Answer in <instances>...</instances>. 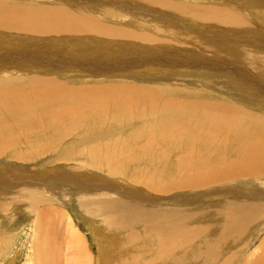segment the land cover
I'll return each instance as SVG.
<instances>
[{
    "label": "rangeland",
    "instance_id": "rangeland-1",
    "mask_svg": "<svg viewBox=\"0 0 264 264\" xmlns=\"http://www.w3.org/2000/svg\"><path fill=\"white\" fill-rule=\"evenodd\" d=\"M105 1L0 0V3L17 10L44 11L48 7L54 10H65L88 22L87 24H84V21L81 24H73L51 20L42 21L40 23L47 28L46 31L33 35L30 29L10 30L5 26L3 20L0 21V79L14 81L11 87L20 88L23 93H27L33 87L47 85L50 77L47 81L39 79L45 77V72L52 73L53 83L61 89H67L71 94L67 96L64 95L65 93H59L56 96H50L49 101L52 102V106L49 107V112H57L63 106L74 108L82 98L81 95H78L82 93L81 87L91 89L98 85L102 90V87L107 86H114L117 90L114 94L109 90H103L100 101L106 103L127 101L133 106L144 104L143 93L140 91L145 88L151 90V96L157 98L156 100L159 102L165 104L182 102L186 105L188 102L180 100H185L188 94L195 93L196 96L190 102L197 101V92L203 91L207 98L214 102L237 107L248 118L246 121L251 120L254 116L264 117V60H262L264 58L259 56V51L264 48V30L261 29L263 26L259 23V19L262 17H255V22L249 20L251 30L246 29L253 32L260 29V31L263 30L262 34L248 35L245 31L243 34L237 35L236 27L218 25L216 21H205L188 11L190 8H196L198 14H201L203 8L218 6L205 0H167L166 3L169 7L166 6L167 4L158 7L152 3V0H145V6H140L138 4L142 5L143 0H138L137 4L136 2L135 4L133 2L132 5L127 4L129 7L118 5V8L114 4L110 7L107 6ZM107 3L110 2L107 1ZM172 3L185 7L187 12L185 11L186 13L183 14L172 9L170 6ZM255 5L256 3L252 2V5H249L251 9L247 10V13L256 10ZM228 6L233 11L229 1ZM143 7L150 8L148 13L152 9H155L156 12L150 15L147 11L144 12ZM159 9H163L168 17L165 20V28L161 24H155V29H152L153 25L147 29L146 23L138 20L145 15H150L153 20H156ZM92 23L112 27L116 34L110 35L99 29L91 28ZM129 29L141 34L155 35V38L148 40L147 46L137 42L132 43L128 34ZM48 31H50V35H48ZM159 32L161 35L158 36ZM253 36L256 38L253 39ZM204 38H208L210 41L215 38L212 43L217 42L220 45L219 50L221 46H224L221 48H225L226 51L221 49L222 53L217 52L218 47L215 46L214 48L213 46L209 47L212 48V51L215 50L213 52L209 50L204 52L202 47L197 48L198 44L201 46V41ZM247 44L250 50L247 48ZM162 45H165L166 49ZM252 45L257 48L254 49ZM168 47L171 51L172 49L177 50L174 58H171V55L168 58ZM181 47L183 49L197 48L194 55H188V57L191 56V59H187L190 64L199 65L198 67L195 65L190 68L192 65L188 63L187 66H183L180 61ZM248 50L249 52L253 51L250 53L253 54L252 56L249 55ZM256 50L258 51L256 52ZM196 52L202 55L196 57ZM257 54L259 57L257 56L256 59L261 61H255L254 58L255 62L252 61V57ZM184 60L186 62V58ZM230 63H234L235 66ZM221 65H224L225 68L223 67V69ZM254 66L256 69H252ZM212 70L215 74L211 72ZM185 71L189 73V76H186ZM252 79L253 81H251ZM41 90L42 88L39 90V95L47 99V95L43 94ZM26 97L29 99L28 102L32 101L27 95ZM83 106L88 112L86 124L73 130L71 135H49L47 145L39 141V154L34 155L33 158L28 157L29 153L26 154V159L30 161L11 160L7 155L0 157V183L5 181L0 185V198L9 195L11 187H15L17 191H14L13 194L10 193L11 198L10 195L8 196L11 203L15 202L14 204L10 203V205L4 206V203H1L3 201H0V206H4L0 211V264H111L116 244L122 235L108 232L101 222L104 217L100 219L88 217L84 212L92 213L93 210L92 212L89 210L92 205H95L93 206L94 210H99V204L102 206L105 204L103 206L105 207L106 204L117 201L129 205L143 204V209L148 211L160 210L163 213H170V210L177 209L181 212L202 214L221 208L223 205L221 199L225 192H236L239 195L236 200L252 201L251 198L245 197L243 194H257V191L261 190L260 187L264 188V181L253 187L249 181L243 180L245 181L243 183L242 180H234L235 182L226 186H209L193 192L171 190L172 194L154 195L147 183L134 182L128 179L127 175L139 176L143 180L144 178L146 180L157 179V184L154 186L158 187L159 172L167 174L162 165L157 166L154 160H151L152 163L154 162L151 165V161L146 160L149 165L146 161H144L145 163L139 162L131 165L125 174L119 173L113 176L106 172L103 168L104 164L114 161L115 165H119L128 154L125 151H119L111 155L108 160L103 161L101 158H105V155L98 151L99 148L116 147L115 144L119 143V139L112 134L118 132L121 134L122 131L124 134L129 129L138 128L141 122L135 121L132 124L128 122L124 126H119L117 121L120 118L132 117L129 110L125 111L124 115L113 117L105 122L94 120L95 116L101 112L92 111L90 107ZM134 108L136 107L134 106ZM142 110H138L139 112L135 116L141 114ZM109 113L121 114L113 110ZM87 140L93 141L91 146ZM43 148L46 149V153L42 152ZM21 154L23 155L22 152ZM69 155H73L72 160L67 158ZM168 166L166 168L170 170ZM19 178L21 181L17 180ZM237 182L239 183L237 184ZM29 187L32 189L27 193ZM91 190L94 192L91 193ZM18 192H22L24 197L15 195ZM81 193H86L84 196H86L87 203L91 200L90 196L101 202H98L99 204L90 202L82 207L83 202L77 200L78 194ZM221 194H223L221 199L215 197ZM97 195L99 196L97 198L102 197L96 199ZM227 198L234 202L232 195H227ZM19 199H22V202L17 203ZM27 200L38 204L35 213L29 212V206L26 211ZM21 204L23 206H20ZM19 206L21 209L18 208ZM42 218L45 219L43 225ZM134 226H131L133 231H140L136 232L138 233L136 237L143 241L145 236L142 226ZM41 232L46 237V243H44L46 249L41 246L43 238ZM257 233L260 236L259 238L255 237L257 241L254 242V245L250 244L249 249L242 250L243 259L255 257L257 254L261 255L259 245L264 238V228L260 226ZM89 236L92 241L89 240ZM154 236L155 234L146 236L147 243L143 246V249L145 248L148 252L146 253V264H181L185 253L179 249L174 253V261L162 263L156 254L158 248L154 243H151L155 239ZM250 236H252L251 233L248 234V238ZM48 237H50V243ZM71 240L72 243L75 240L76 244H72ZM77 246L84 248V251L81 252L82 256L81 254L80 256L75 255L76 250L74 249ZM36 248H39L38 252ZM189 248L188 251L192 252V249ZM238 248L228 247L234 252H237ZM193 249L197 253L198 250H195L194 247ZM186 254L189 257V264L193 254L189 252ZM156 258L159 260L157 261ZM215 263L221 264L218 261Z\"/></svg>",
    "mask_w": 264,
    "mask_h": 264
},
{
    "label": "bare ground",
    "instance_id": "bare-ground-1",
    "mask_svg": "<svg viewBox=\"0 0 264 264\" xmlns=\"http://www.w3.org/2000/svg\"><path fill=\"white\" fill-rule=\"evenodd\" d=\"M107 1L110 3H107ZM205 1L214 3L218 6L203 8L201 14H198L196 8H190L188 11L197 15L202 20L216 21V24L218 25L223 24L230 27H236L237 35L243 34L247 31L246 29L250 27L249 20H254L255 22V17H262L259 19V23L264 27V0ZM228 1L232 4L233 11L230 10ZM105 2L109 7L113 4L117 7L118 5H132L133 2L134 4L135 2L137 4L138 0H106ZM166 2L168 1L152 0V3L158 7L166 5ZM252 2L256 3L254 6L256 10L247 13V10L251 9L249 5H252ZM101 3L103 2L101 1ZM145 4L146 1L143 0L142 5H138L145 6ZM166 6L169 7L168 4ZM170 6L172 9H176L183 14L187 12L186 8L179 4L172 3ZM143 9L145 10L144 12L147 11L148 13L150 8L143 7ZM155 12V9H152L149 13L151 15L155 14ZM150 15H145L138 20L144 21L147 29H150L152 25V29H155V24H161L165 28V20L168 17L163 9L158 10L156 20H153V17H150ZM2 20L4 21L5 26L10 30H16V28L30 29L33 35H36L37 32L42 33L46 31L47 28L40 23L42 21L51 20L58 23L68 22L73 24H81V22L84 21V24L88 23L86 20L76 15H72L65 10H54L50 7L44 9V11H33L30 9L17 10L0 3V21ZM263 27L261 29L264 30ZM91 28L99 29L110 35L116 34V31H114L112 27L100 23H92ZM263 30L260 31L259 29L257 32L247 31V33L248 35H260ZM128 34L132 43L137 42L144 46L148 45V40L155 38V35L149 33L141 34L130 29ZM48 35H50V31H48ZM159 35H161L160 32L158 36ZM255 36H253V39L256 38ZM244 37L250 38L249 36ZM126 39L128 40V38ZM214 39L215 38L210 41L208 38H204V40L201 41V46L198 44L197 48L200 49L202 47L204 52L208 50L213 52L215 50L212 51V48L209 47L213 46L214 48L215 46L218 47V50L216 49V51L219 52L222 49L221 47L224 46H221L219 50L220 45H218L217 42L212 43ZM203 45L205 46L203 47ZM162 46L166 49L165 45ZM197 48L183 49L181 47L182 56L186 58L185 62L184 58L181 56L180 61L183 63V66H187V63L190 64L187 58L191 59V56L195 54ZM247 48L249 49V46ZM169 49L170 48L168 47V58H170L169 55H171V58H174L177 54V50L171 48V51ZM222 50H225V48ZM257 51L258 50H256V52ZM156 52L158 53V51ZM245 52L244 54H246ZM259 52V56L264 58V48ZM196 53V57L202 55L198 52ZM250 53H253V51L251 50V52H249V55L252 56L253 54ZM258 54L252 57V61H254L253 58L255 61L259 60L256 59ZM188 55L191 56L188 57ZM260 61L261 60H259V62ZM195 65H192L190 68L195 67ZM232 65L235 66L234 63ZM198 66L199 65H196V67ZM247 66L249 67V65ZM255 66L252 69H256ZM223 67L224 65L222 68ZM183 70L184 68L182 71ZM211 72H213V70ZM213 73L215 74V72ZM186 74L184 75L189 76V73L186 72ZM44 76V78L39 80L47 81L48 77H50L47 81L49 83L44 87H33L27 93H23L20 88L11 87L14 84V81H3L0 79V157L7 155L11 160L21 162L30 161L26 159V154L29 153L28 157L30 158H33L34 155L37 156L40 148L39 141H42L47 145L49 135H71L73 130H77L84 126L86 124L85 122L88 112L83 105H86L90 107L92 111L101 112L95 116L94 120L97 119L105 122L113 117L122 116L125 111L129 110L132 117L120 118L117 121L118 125L124 126L128 122L131 124L135 121L141 122L138 128L129 129L127 132L124 131V134H122L123 131L121 134H118L119 132L112 134L119 139V143L115 144L116 147L107 149L99 148L98 151L105 155V158H101L103 161L108 160L111 155L119 151H125L128 154L119 165H115L114 161H109L107 164H104L103 168L113 176L119 173L125 174L129 171L131 165L146 160H154V162L157 163V166L162 165L163 169L167 171V174L159 172L160 177H158V187L154 186L157 184V179L150 178L151 180H146L144 178L143 180V178L139 176L127 175L129 176L128 179L134 182L139 181L141 184L142 181L147 183V185L151 187L150 191L154 192V195L172 194L171 190H190L193 192L209 186H226L231 185V182L234 180H242L243 183L249 181L250 185L255 187L257 183L264 181L263 116H254L251 120L246 121L248 118H246L245 115H243V112L238 110L237 107L222 102H214L212 99L207 98V95L201 89L199 90L202 92H197V101L190 102L192 101V98L196 96L195 93L192 95L188 94L185 100H180L188 102L186 105L182 102L171 104L159 102L156 100L157 98L155 99V97L151 96V90L145 88H142L140 91L143 93L142 101H145V103L134 105L136 108L127 101H113L106 103L105 101H100L101 94L105 90H109L114 94L117 90L114 86H107L102 87L103 91L98 85L91 89L88 87H81L82 93L78 94L77 92V94L81 95L82 98L77 104H75L74 108L63 106L57 112H49V107L52 106V102L49 101L50 96H56L59 93H65L64 95L69 96L71 93L67 89H61L58 85L53 83L52 73L45 72ZM251 81H253V79ZM41 88V92L47 95V99H44L39 95V90ZM237 92L239 93V91ZM26 95L32 100L31 102H28L29 99ZM141 109H143V112L135 116L139 112L138 110ZM111 110L114 112H120L121 114L109 113ZM87 143L91 146L93 141L87 140ZM42 152L46 153V149L43 148ZM72 156L73 155H69L67 158L72 160ZM152 161L150 163H152ZM146 163L148 164V161H146ZM153 163L151 165H153ZM168 164L170 165L168 166ZM166 166H168L170 170H168ZM17 180L21 181V178ZM4 183L5 181L0 183V185ZM238 183L239 182H237V184ZM15 189V187H11L9 192L13 194V192L16 191ZM31 189L32 187H29L27 193L31 191ZM259 189L261 190L257 191V194H243L245 197L248 196V198H251L252 201H245V199L236 200L239 196L236 192H225L224 195H217L215 197L220 198L222 195L224 197H222V199L220 198L223 200L221 208H216L214 211L212 210L202 214L181 212L177 209L170 210V213H163L160 210L148 211L143 209V204L129 205L125 204V202L117 201H112V203L110 202L103 207L105 204L102 206V204L98 203L101 201L95 200L92 196H90L91 200L88 203L92 202L93 204V202H95L94 204L100 205V209L94 210L93 206L95 205L91 204L92 208L89 210L91 212L93 210V212L86 213L85 211L84 213L93 219L104 217L101 221L103 222V227L110 233L122 235L121 239L116 244L113 257L111 258V262H114V264H146V253L148 252L145 248L143 249V246L146 245L147 237L151 234H155V239H153V242L151 243H154L155 247L158 248V250H154H156V254L162 263H167L171 260L174 261V253L179 249L185 253L181 259V264H188L189 257L186 254L188 252L193 254L189 264H214L216 261L221 264H264V238L259 245L261 250L260 256L257 254L252 258H242V250L244 249L245 251L246 249H249L250 244L254 245V242L257 241L255 237L258 236L259 238L260 236L259 233H257L260 230V226L264 228V188L260 187ZM93 192L91 190V193ZM103 192L105 193V190H103ZM81 194H78L77 200H81L83 202L82 207H84L85 205H88L87 201H85L86 196H84L86 193ZM9 195L7 194L0 198V201H3L1 203H4V206H7V204L10 205L11 203V195ZM15 195H21V197H24L22 192H18ZM227 195H232L234 202H231L228 199L229 197L227 198ZM8 196L10 198H8ZM97 197H99L98 195L96 196V199H100L102 196H100V198ZM19 202H22V199L17 201V203ZM26 202V211L27 206H29V212L32 214L35 213L38 204L32 200H27ZM4 206H0V211H2ZM20 206L23 205L21 204ZM20 206L18 207L19 209H21ZM32 208L33 210H31ZM193 209L195 208L193 207ZM206 215H208V217H206ZM42 219L43 225L45 219ZM221 222L222 225L219 226ZM134 225L142 226V232L145 236L143 241H141V238L138 239L136 237V234H138L136 232L138 230L135 232V230L133 231L131 228V226ZM249 233H251L252 236L248 238ZM41 234L43 236L41 246L46 249L44 246V243H46V237L42 232ZM49 235L51 236V233ZM48 241L49 243L51 242L50 237H48ZM75 242L76 241L74 240V243H72L71 240L72 244H76ZM49 243L48 246H50ZM77 247V249L73 248L76 250L75 255L80 256L81 254L82 256L81 252L84 251V248L81 246ZM193 247L195 250H198L197 253L194 251ZM228 247L239 248L236 249L238 250L237 252H234L231 249H228ZM188 248L192 249V252L188 251ZM36 251L38 252L39 248H36ZM159 259H157V261ZM203 260L204 262H202ZM148 261L150 262V260Z\"/></svg>",
    "mask_w": 264,
    "mask_h": 264
},
{
    "label": "water",
    "instance_id": "water-1",
    "mask_svg": "<svg viewBox=\"0 0 264 264\" xmlns=\"http://www.w3.org/2000/svg\"><path fill=\"white\" fill-rule=\"evenodd\" d=\"M89 240L91 241L90 236H89Z\"/></svg>",
    "mask_w": 264,
    "mask_h": 264
}]
</instances>
